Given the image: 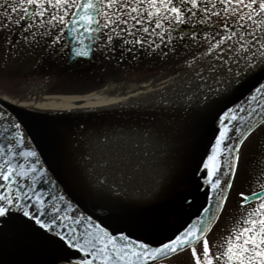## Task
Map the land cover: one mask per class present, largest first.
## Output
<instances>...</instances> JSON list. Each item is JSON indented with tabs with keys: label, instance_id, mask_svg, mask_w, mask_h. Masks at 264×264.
<instances>
[{
	"label": "snow or ice",
	"instance_id": "snow-or-ice-1",
	"mask_svg": "<svg viewBox=\"0 0 264 264\" xmlns=\"http://www.w3.org/2000/svg\"><path fill=\"white\" fill-rule=\"evenodd\" d=\"M217 3L222 5L220 11H214ZM11 10L21 11V19L28 18L29 28L46 29L48 35L61 26L68 28L70 23L73 39L80 45L74 49L77 57H86L91 51L84 42L85 34L98 47L103 45L108 50L114 51L116 41H122L129 52L139 46L141 50L147 47L154 53L161 43L172 44L171 31H175L176 25H184L198 14L202 17L201 24H207L206 17H221L223 26L211 39L206 37L208 47L203 55L211 59L201 63V57L193 56L185 62L192 69L195 80L205 85L212 80L217 93H223L227 100L228 89L240 84L242 79L251 82L256 73L264 74V0H19V3L13 0ZM66 17H71V20H66ZM230 17H235L231 24ZM62 34L65 33L58 32V35ZM155 38H159L161 43H157ZM170 50L174 51V46ZM167 55L168 52L163 53V56ZM253 88L254 94L250 90L247 98L249 104L257 102L258 95L264 98V83L258 87L253 85ZM259 106L264 108V104ZM237 110L244 111L243 108L234 109L226 105L221 109L219 134L211 154L202 161L206 174L204 184L216 194L209 196L208 201L211 204L215 199L217 212L223 209L233 188L230 178L235 176L239 144L243 143L238 140L235 152L230 150L233 160L225 171L221 146H226L231 139L230 131H241L229 127L237 121ZM8 123L14 136V141L10 138L9 142H14L16 149L21 145L27 148L23 132H15L21 129V124L15 121ZM242 135L246 138V133ZM13 151L11 147L6 151L0 148V157H3L0 162V218L6 217L5 223L9 220L18 222L43 241L64 264H158L183 251L190 252L191 264H264V191L238 194L242 211L224 238L218 254L212 253L207 239L209 225L217 219L216 212H212L210 207H205L201 214L208 213L206 219L191 221L166 242L161 241L159 246L129 239L124 234L118 237L123 243H118L117 238L105 228L76 215L64 195L49 192L45 199L44 193L37 190L36 182L48 185L52 182L46 179L47 173L34 163L27 164L29 158L38 160L37 153L34 150L18 151L17 155L25 163L16 164L13 163L15 157L11 155ZM29 174L31 181L20 183ZM249 204L254 206L247 208ZM245 208L247 211H243ZM80 225H85L83 231H78Z\"/></svg>",
	"mask_w": 264,
	"mask_h": 264
},
{
	"label": "water",
	"instance_id": "water-1",
	"mask_svg": "<svg viewBox=\"0 0 264 264\" xmlns=\"http://www.w3.org/2000/svg\"><path fill=\"white\" fill-rule=\"evenodd\" d=\"M73 35L69 23L65 35L66 44L70 45L66 59L69 67L81 61H90L96 46L85 34L84 42L89 45L91 51L86 57H77L74 49L79 48L80 45L73 39ZM260 83H264V74L256 73L255 79L251 82L246 79L235 86L227 100L219 101L213 108L211 101L201 108L205 110L204 112L194 109L191 113H185V109L181 106H177V112L175 109L158 110L153 107L138 106L124 110L96 111L89 114H54L22 109L0 98V117L7 118L0 119V148H4L5 151L9 147L13 148L11 155L15 157L13 163L16 164L25 163L24 159L17 155L18 151L34 150L37 153L38 160L29 158L27 164L34 163L39 170L47 173L46 179L52 182L51 185L36 182L37 190L44 193L45 199L48 198L49 192L64 195L73 206L76 215L99 224L114 235L118 243H123L118 240V237L124 234L129 239H135L138 242L148 241L151 246L156 247L161 241L166 242L174 234L182 231L191 221L206 219L208 213L201 215L205 207H210L212 212H216L218 219L222 210L217 212L214 206L215 199L211 204L208 201L209 196L214 197L216 194L204 184L206 174L203 171L202 161L211 154L215 139L219 134V115L222 114L221 109H224L225 105L234 109H244V111L237 110L235 113L237 121L229 125L230 129L239 128L241 131H230L231 139L227 141L226 146H221L223 153L221 159L224 162L225 171L228 170V163L233 160L229 152L230 150L235 152L238 140L244 143L264 123V108L259 106L264 104V98L257 94V102L251 104L247 102L250 90L254 94L253 85L258 87ZM254 108L255 112H253ZM181 116L186 117V122L180 120ZM8 121L21 124V129L15 132L16 134L23 132L27 148L21 145L19 149H16L15 143L9 142L10 138L14 141V136ZM161 122L167 123L162 124ZM120 124L124 128L131 129L139 126L144 129L150 128L148 130L152 131V134L157 132L154 138L151 137L153 140L161 134L165 141L166 139L172 140L176 145L182 144L186 147L184 148V159L178 155V157L175 156L176 160L175 157L172 158L174 160L171 163V157L164 153L165 158L156 163L159 171H163L162 176L159 172L158 177H161V180L158 182L166 186L168 192L164 191L165 194L155 202L138 206L125 204L126 199L123 202H114L95 197L90 198L81 194L72 178L67 175L66 167L70 157L66 155V152L71 149L80 150L84 142L77 138L78 135L93 136L92 133L99 132L100 129L106 132L112 128H123ZM166 125L170 126L165 127ZM179 130L182 132L181 136L178 135L179 133L176 135ZM242 133H246V138ZM72 136H74V143ZM67 137H72L71 142ZM242 144H239V150ZM165 146L170 149L169 143ZM2 161L3 157H0V162ZM141 173L147 176V172ZM223 179L224 177L221 176L222 181ZM230 179L233 181V178ZM30 181L31 174L20 183ZM217 219L209 225L210 231ZM5 220H7L6 217L0 218V264H64L63 261L57 260L53 251L43 241L26 231L18 222L9 220L5 223ZM84 227L85 225L78 226V231H83ZM88 227L91 226L88 225Z\"/></svg>",
	"mask_w": 264,
	"mask_h": 264
},
{
	"label": "rangeland",
	"instance_id": "rangeland-1",
	"mask_svg": "<svg viewBox=\"0 0 264 264\" xmlns=\"http://www.w3.org/2000/svg\"><path fill=\"white\" fill-rule=\"evenodd\" d=\"M12 3L13 0H5L4 2L3 0H0V32H2V30L8 29L13 30L18 25V21H22L21 16L23 13L21 11L13 12L11 10ZM17 3H19V0H17ZM218 5L219 3H217V6ZM221 7L222 5L220 7H216L214 11H220ZM206 20L209 21L207 24L212 25L214 28L201 33L197 38L196 46H189V44L186 43L182 46L179 45L178 48H174V51L169 49L167 50L168 53L170 52L169 55L165 56L163 60L149 62L152 63V65L145 63L148 59V61H150L151 58H153L151 55L146 59L144 57V63H142V57L137 54H143V52L133 48L131 51L133 53L131 54L132 56L130 62H126L124 65L123 61L126 59L123 56L121 57L122 60H115V63H121V65H124L122 68H111V66L108 64L105 66V62L109 60V53L114 57L117 55V51H119L121 43L120 41H116V47L114 51L108 50L103 45H100L95 51L93 63L85 71H76L70 75H66L63 78H55L50 74L45 75L43 70L44 61L41 62L39 68L33 70L23 69L16 71L15 66L11 65V62L12 64H17L20 60L18 57L20 53L25 52L26 59H29L32 56V52L39 51L41 48L35 49L31 46L24 48V38L20 42L21 45H18L12 49L14 52H12L10 49H7L5 44H1L0 97L13 100L24 99L28 95V89L37 84V82L39 83L44 79L50 81L48 83V87L51 91L63 90L67 92H79L91 87H100L102 84L104 85L106 82L111 80H125L127 82H132L128 84L131 85L137 84L135 82L146 79L155 84L156 82L165 81L166 79L173 77H181L192 71V69L186 66L185 62L187 60H191L193 56L201 57V63H205L207 60L211 59L210 56L203 55L208 47L206 37L211 39L213 36H215L216 31H218L223 26L224 20L221 17L216 16L208 17ZM234 20L235 17H230L229 23L231 24ZM45 30L46 29H38L36 27L28 28L25 39H30L32 36H34L33 33ZM216 38L219 39L218 36ZM173 43L178 45L177 41H174ZM45 54H49V52L46 51ZM126 54L130 53L126 52ZM13 57L15 58L13 59ZM196 66L199 67L200 65L197 64ZM148 67H152L153 69H148ZM177 106L180 105L177 103H172L168 106V109H166H175L176 111ZM159 109L162 110L161 108ZM161 123L166 124L167 122ZM167 126L170 125H166L165 127ZM181 127L183 128V126ZM136 129L141 130V127L139 126ZM148 129L150 128H146L142 134H148L151 137H154L156 131L152 134V131H149ZM132 136L133 138L137 139L139 134L134 132L132 133ZM146 136L147 135H145V137ZM151 137H149V140H151ZM96 139L98 138H93L89 142L95 143ZM72 141L74 143V136ZM152 142L158 145H156L157 148L163 149L165 155L171 157L170 159L175 156L178 157V155H185V145H176L172 140L168 139L165 141L164 136L161 134H159L158 138L156 137V140ZM119 143L120 142L115 141L112 142V140L110 141L109 139L106 140L104 137V140L102 139V142L99 143V145L103 144L101 148L98 149L100 157H97L94 153L95 156L92 157H95V160H92V157L90 158L92 161L90 162V165L96 164L93 162H97L101 167L99 176L107 177V179H110L112 182H109L111 184H100L98 181L91 182L89 180L87 175L89 172L87 171V173L84 167L80 166L82 164L79 162V160H82V157H77V155H82L85 153V150L88 146H86L84 143H82L80 146V149L82 150L71 149L66 152V155H69L70 157L68 160V166L66 167V169H68L67 175L72 178L76 188L79 189L81 194L84 196H89L90 198L95 197L108 201L123 202L137 191L144 189L147 176L144 177L141 172H148V169L145 168V166L148 165V163H151L149 162V158L155 157L146 154L148 151H144L145 149L143 148L149 149L148 147L144 146L140 148V146L135 147L133 145L130 146L129 157H124L126 152L123 148H121V146L119 147ZM168 143L170 145V149L165 146ZM89 148L93 149V147ZM117 156L119 157L118 159L116 158ZM176 157L175 160L177 159ZM75 159L77 160L76 162L74 161ZM173 160L174 159L171 160V163H173ZM131 165H135L136 168H131ZM118 171L122 174V177L119 176V179H116L114 184L112 180L113 176L110 177V175H113L114 173H117L118 175ZM123 177H126V179ZM262 185H264V127H261L256 133H253V135L249 137L242 147L236 178L233 181V188L231 189L228 200L225 204V211L222 215V219L208 240L212 253L218 254L219 251L222 250L224 238L229 235L230 229L233 227L237 217L242 211L240 208L241 201L238 194L240 192H244L245 194L250 195L252 191L259 192L264 189L262 188ZM253 206V204H249L247 208H251ZM247 208H245L243 211H247Z\"/></svg>",
	"mask_w": 264,
	"mask_h": 264
},
{
	"label": "bare ground",
	"instance_id": "bare-ground-1",
	"mask_svg": "<svg viewBox=\"0 0 264 264\" xmlns=\"http://www.w3.org/2000/svg\"><path fill=\"white\" fill-rule=\"evenodd\" d=\"M243 80H246V78ZM235 86L236 85L228 89V97L231 96V91ZM216 88L217 86L212 80H208L207 85H205L201 81H196L191 71L190 73L181 77L166 79L165 81L156 82L155 84L150 81H142L140 83L131 85H108L106 89L95 90V93L86 95H47L45 93V87L37 85L28 89V95L24 99L13 100L3 98V100L22 109L54 114H89L96 111L125 107L126 105L127 107L135 108L138 105L144 104L152 105L153 108H161L163 110H166V108L168 109V107L166 106H169L172 103L179 104L183 109H185V113H191V111H193L194 109H198V111L201 110V108L205 104L211 101L213 108L219 101L221 102V100H224V94H218ZM185 119L186 117H180V120L185 121ZM175 127L178 128V126ZM101 132L102 134H100L99 132H95L92 134L104 140L103 135L106 133H104L103 131ZM131 132H133V129L131 128H118L113 129L112 133H108L109 138L115 135L112 142H120L119 147L121 146V148H123L126 152L124 154V157H129L130 146H140L141 148L144 146L147 147V145L149 144V142L146 140L149 139L147 138L148 136L145 137V134H142L143 132L138 129H136V131L134 132L140 135L137 137V140L131 142V140L128 138V136L132 134ZM177 133H179V136H181L182 134L180 130L176 132V135ZM72 137L67 138L70 140ZM77 138H79L81 141H84L85 145L88 146V148L86 149L87 152L80 155L88 159L94 156L91 154L93 153V151L96 152V147H98L99 149L103 145L90 144L89 141L91 139L85 135H78ZM65 140L67 141L66 138ZM89 147H93V149ZM96 156L98 157L100 155L96 154ZM180 158L184 159L185 157L183 155H180ZM93 163L96 164H91V166H89L86 170V172H89H87L89 180L91 182L98 181L100 182V184H102L101 181H106L103 183L111 182L110 179H107V177L99 176L101 167L97 162ZM96 167L99 169H97ZM145 168L148 169V172L144 189H141L131 197H128L126 199V202H124L125 204L129 203L131 205L139 206L152 203L157 201L160 197L168 192L166 191V186H162L158 182L159 180H161V177H158L159 172H161L159 171V166L151 164L146 165ZM162 172L160 173L161 176L163 174ZM119 176L122 177V174L118 173L117 175V173H114L113 175H110L114 184L116 179H119ZM123 178L126 179V177ZM173 181L176 182V180ZM164 191L166 192L164 193Z\"/></svg>",
	"mask_w": 264,
	"mask_h": 264
},
{
	"label": "flooded vegetation",
	"instance_id": "flooded-vegetation-1",
	"mask_svg": "<svg viewBox=\"0 0 264 264\" xmlns=\"http://www.w3.org/2000/svg\"><path fill=\"white\" fill-rule=\"evenodd\" d=\"M23 20L27 21V23L23 27H21V24H22L21 23L19 28L15 32H13V33L10 32L9 35L8 34H5V35L0 34V41H1V39L4 40L7 37H11L8 44H9V47H12L15 43L19 42L20 39L24 38L23 39L24 46H27V47L31 46L32 48H35V49L41 48V50L35 51L36 56H35V58H33V63L39 64V65L41 64V60H43V61L45 60V58H43V59H42V57L40 58V56L43 55V52L46 51L47 49H52L53 52H52L51 56L49 57V59L47 60V62L45 63L44 67L48 70L57 68L59 66H62V70L66 69L64 60L66 57L67 48L62 53L58 52L59 48L64 43V34L58 35V32L64 33V30H62V29L52 30L51 35L47 34V30L39 31V32L35 33V35L32 36L30 39L26 40L25 35L28 32V31H26V27L28 26V18L25 17ZM66 20H68V17H66ZM39 53H40V55H38ZM63 65H64V67H63ZM148 65H152V63H149ZM69 71H71V70H69ZM48 82H49V80H48ZM221 217L222 216H220V219H221ZM159 264H191V257H190V254H187L184 252V253L176 255V256H174V257H172L166 261H163Z\"/></svg>",
	"mask_w": 264,
	"mask_h": 264
}]
</instances>
